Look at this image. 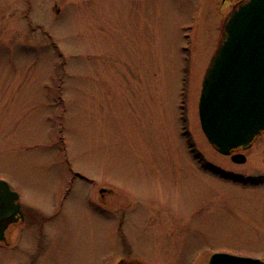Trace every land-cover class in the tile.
<instances>
[{
  "label": "rangeland",
  "instance_id": "obj_1",
  "mask_svg": "<svg viewBox=\"0 0 264 264\" xmlns=\"http://www.w3.org/2000/svg\"><path fill=\"white\" fill-rule=\"evenodd\" d=\"M240 1L0 0V179L20 192L28 234L52 219L50 264H99L101 238L118 239L125 212L92 206L101 185L132 207L124 234L147 261L264 259V136L236 163L210 144L198 107Z\"/></svg>",
  "mask_w": 264,
  "mask_h": 264
},
{
  "label": "water",
  "instance_id": "obj_2",
  "mask_svg": "<svg viewBox=\"0 0 264 264\" xmlns=\"http://www.w3.org/2000/svg\"><path fill=\"white\" fill-rule=\"evenodd\" d=\"M202 129L222 154L248 147L264 131V0H245L229 14L222 40L202 84ZM233 161L244 163L243 154ZM19 194L0 179V239L7 224L22 215ZM209 264H264L230 253H215Z\"/></svg>",
  "mask_w": 264,
  "mask_h": 264
},
{
  "label": "flooded vegetation",
  "instance_id": "obj_3",
  "mask_svg": "<svg viewBox=\"0 0 264 264\" xmlns=\"http://www.w3.org/2000/svg\"><path fill=\"white\" fill-rule=\"evenodd\" d=\"M44 33L46 34V36L48 35L47 32H42V34ZM51 44L57 47L54 41ZM261 136H264V133ZM252 146L253 145L248 147H240L236 149L234 153L246 152ZM73 182V179L69 180L70 184H73ZM69 190L70 189L68 188L67 191ZM67 191L66 193H68ZM113 194L114 190L112 188L102 185L98 186L97 200L95 199L92 204L93 209L97 212H100L101 214H107L109 211L113 212V210L118 211V209H122L125 212V214H121V218L123 219L122 227L118 225L119 228L121 227V234H119V237L117 240H115L114 244L108 247V242L101 238L99 245L100 249L98 250V248H96V252L100 255L101 258L99 264H158L157 262L147 261L141 256V254L145 253L140 250V240L134 241L130 239L129 236L125 235L126 233L124 234V226L127 221V214L132 207L128 206L127 208H124L123 206V208H121L122 206L120 203L115 202L113 198L110 199L111 197H113ZM18 202H20L22 215L19 219L12 220L7 224L4 232V239H0V250H6L5 253H0V262L5 261L4 264H50L51 258H54L57 254L58 246H56L55 238L59 231L56 230L55 226H51L52 219L46 218L44 216L40 220L41 222L39 223V230L35 228L33 232L34 234H28V230L24 227V225L26 223V219H30V215L28 212H26L28 211L26 208L27 206H23L21 202L20 192ZM119 213L121 212L118 211L117 220L120 219ZM153 220L155 219H152L150 221ZM137 227H140L141 230L142 227H148L150 231V229L154 230L156 226L155 224L149 223L148 225H146L145 219H143L139 224H137ZM16 229L20 230L18 231L17 236H14V238L13 233ZM141 230L139 231V234H136V236H141ZM150 236L155 237L156 239L166 238L162 235L158 236L157 234H147L141 237L145 238ZM15 239H17V245L18 243H21V249L18 251L15 248ZM163 241H166L168 243L167 240ZM181 242L183 241H176L175 246H178L179 244H181ZM169 248L170 247L168 246V249ZM162 252L164 253V255L168 253L174 254L175 259H177L178 256L183 253L182 251L169 252L166 250ZM4 254L7 255L4 256ZM171 254L167 255L168 259H172L173 256H171ZM213 254L214 253H212L211 256ZM210 258L207 259V256L204 253L197 251L190 259L189 264H208Z\"/></svg>",
  "mask_w": 264,
  "mask_h": 264
},
{
  "label": "bare ground",
  "instance_id": "obj_4",
  "mask_svg": "<svg viewBox=\"0 0 264 264\" xmlns=\"http://www.w3.org/2000/svg\"><path fill=\"white\" fill-rule=\"evenodd\" d=\"M263 133H261L259 136H261Z\"/></svg>",
  "mask_w": 264,
  "mask_h": 264
}]
</instances>
